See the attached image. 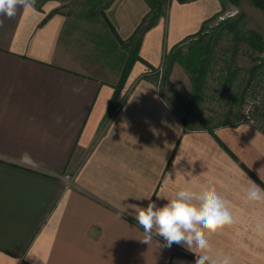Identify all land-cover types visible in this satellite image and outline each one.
Returning <instances> with one entry per match:
<instances>
[{
  "label": "crops",
  "instance_id": "obj_1",
  "mask_svg": "<svg viewBox=\"0 0 264 264\" xmlns=\"http://www.w3.org/2000/svg\"><path fill=\"white\" fill-rule=\"evenodd\" d=\"M219 8L220 0H172L138 55L157 65ZM35 9L0 16V264H194L184 247L159 248V237L142 243L131 205L146 207V197L163 205L158 196L209 179L237 220L210 237L213 252L264 264V237L254 231L264 205L244 196L245 173L264 188V130L247 122L184 127L172 89L142 78L148 67L139 60L106 116L127 58L120 40L148 2L36 0ZM183 58L168 79L187 99Z\"/></svg>",
  "mask_w": 264,
  "mask_h": 264
},
{
  "label": "rangeland",
  "instance_id": "obj_2",
  "mask_svg": "<svg viewBox=\"0 0 264 264\" xmlns=\"http://www.w3.org/2000/svg\"><path fill=\"white\" fill-rule=\"evenodd\" d=\"M164 1L160 17L172 0ZM173 51L178 52L175 60L180 62L187 56L192 70L190 78L198 79V91H194L191 82V94L187 99L181 98L183 102L174 94L184 127L239 122L245 108V87L256 77L258 61L264 55V8L250 0H220L219 11L204 21L198 33L165 50L157 65L150 67L141 61L148 67L141 77L155 79L160 91L171 88L168 77H162ZM254 115L251 124L264 130V111Z\"/></svg>",
  "mask_w": 264,
  "mask_h": 264
},
{
  "label": "clouds",
  "instance_id": "obj_3",
  "mask_svg": "<svg viewBox=\"0 0 264 264\" xmlns=\"http://www.w3.org/2000/svg\"><path fill=\"white\" fill-rule=\"evenodd\" d=\"M35 4L36 0H0V16L12 19L18 9L35 11ZM2 24L0 20V26ZM262 171L264 167L258 170L259 177ZM184 174L192 175L191 172ZM244 175L247 178L244 188L246 201L264 205V188L248 178L246 173ZM169 176L171 178V174ZM157 198H163L166 203L157 205L151 197H146L149 201L146 207L131 205L134 219L143 229L142 243L150 245L154 237H159L162 241L158 243L159 248H171L174 244L184 247L194 254V264H234L231 255L214 253L210 242V237L237 223L231 202L218 193L213 180L209 179L198 189L181 187L171 196ZM254 231L264 237V219L256 221Z\"/></svg>",
  "mask_w": 264,
  "mask_h": 264
},
{
  "label": "trees",
  "instance_id": "obj_4",
  "mask_svg": "<svg viewBox=\"0 0 264 264\" xmlns=\"http://www.w3.org/2000/svg\"><path fill=\"white\" fill-rule=\"evenodd\" d=\"M148 2L149 5V10L146 13V15L142 18V20L140 21L139 25L136 27V29L134 30V32L130 35V37H128V39H126L125 41L120 40V43L123 47H125L127 49V58L124 64V67L122 69L121 75H120V79L116 85V89L114 90V93L111 97L107 112H106V116H111L117 109V106L119 104L118 101V89L123 85L132 65L134 64V62L136 60H140L142 62L145 63V61L138 55V50H139V46H140V42L142 39V36L144 34V32L146 30H148L149 28H151L153 25L156 24L158 18L160 17V15L163 13L164 10V4L165 1L164 0H146ZM167 3H169V0H166ZM179 2H184V1H188V0H178ZM232 2H235L236 0H230ZM255 6L260 7V8H264V0H250ZM198 33V31H197ZM195 34V33H194ZM192 34V35H194ZM188 37H191V35H189ZM187 37V38H188ZM178 52L173 51V53L171 52V56H169L168 61H167V65L164 71V75L162 77L163 80H166L167 77L169 76L172 64L175 60V57L177 55ZM188 60V59H187ZM190 60H188L187 65L189 66ZM147 64V63H145ZM150 66V65H148ZM152 67V66H150ZM191 66H189L190 68ZM191 68H190V72H191ZM198 79L195 80V78L191 77V82L194 88V91H198V83L196 84ZM196 84V86H195ZM169 85L171 86V89L173 91V93L179 98V100L181 102H183V100L181 99V97L178 95V93L176 92V90L174 89V87L171 85V83H169ZM118 88V89H117ZM195 96V95H194ZM197 97V96H196ZM185 123V122H184ZM183 124V122H182ZM184 125V124H183ZM214 126H206L204 124V126H202V128L208 129L210 132H212Z\"/></svg>",
  "mask_w": 264,
  "mask_h": 264
},
{
  "label": "built area",
  "instance_id": "obj_5",
  "mask_svg": "<svg viewBox=\"0 0 264 264\" xmlns=\"http://www.w3.org/2000/svg\"><path fill=\"white\" fill-rule=\"evenodd\" d=\"M258 71L255 78L251 79L245 87V108L239 122L254 123L256 111H264V55L259 59ZM247 113V114H246ZM22 163H27V158L21 159Z\"/></svg>",
  "mask_w": 264,
  "mask_h": 264
}]
</instances>
